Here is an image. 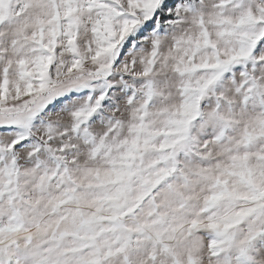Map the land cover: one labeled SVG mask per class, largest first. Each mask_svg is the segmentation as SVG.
<instances>
[{"label":"snow or ice","instance_id":"1","mask_svg":"<svg viewBox=\"0 0 264 264\" xmlns=\"http://www.w3.org/2000/svg\"><path fill=\"white\" fill-rule=\"evenodd\" d=\"M0 264H264V0H0Z\"/></svg>","mask_w":264,"mask_h":264}]
</instances>
